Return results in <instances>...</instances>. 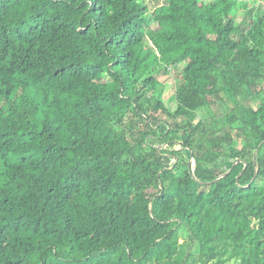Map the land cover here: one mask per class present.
<instances>
[{"label":"trees","instance_id":"trees-1","mask_svg":"<svg viewBox=\"0 0 264 264\" xmlns=\"http://www.w3.org/2000/svg\"><path fill=\"white\" fill-rule=\"evenodd\" d=\"M0 264H264V0H0Z\"/></svg>","mask_w":264,"mask_h":264},{"label":"rangeland","instance_id":"rangeland-1","mask_svg":"<svg viewBox=\"0 0 264 264\" xmlns=\"http://www.w3.org/2000/svg\"><path fill=\"white\" fill-rule=\"evenodd\" d=\"M203 1H207V0H203ZM146 2L149 5L150 10L154 11L157 7L165 3V0H146ZM151 26L157 27V23H153ZM174 77L175 76L167 70H163L159 75L160 81L163 82L164 84V92H163L164 100L171 107L176 106V102H175L176 80Z\"/></svg>","mask_w":264,"mask_h":264}]
</instances>
